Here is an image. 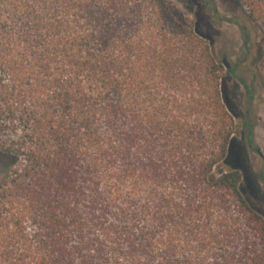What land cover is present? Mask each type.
<instances>
[{
    "label": "trees",
    "instance_id": "1",
    "mask_svg": "<svg viewBox=\"0 0 264 264\" xmlns=\"http://www.w3.org/2000/svg\"><path fill=\"white\" fill-rule=\"evenodd\" d=\"M203 1L264 91V0ZM225 56L170 0H0V264H264Z\"/></svg>",
    "mask_w": 264,
    "mask_h": 264
},
{
    "label": "rangeland",
    "instance_id": "2",
    "mask_svg": "<svg viewBox=\"0 0 264 264\" xmlns=\"http://www.w3.org/2000/svg\"><path fill=\"white\" fill-rule=\"evenodd\" d=\"M170 1L184 15L198 23L203 32L213 39L217 57L221 58L226 55L223 60H228L232 64L242 62L243 66L248 67L247 71L241 70L240 74L254 86L250 106L246 101L249 94H246L245 89L236 79H231L229 82L228 98L243 111L246 110V106L249 107V112L245 117L246 121L253 126V142L258 151L253 150L243 139L242 144L231 148L230 156L233 161L244 165L250 172V180L243 183V191L255 207L264 213V91L259 88V68L257 67L259 29L251 28L252 39L248 45L249 51H247L240 27L228 21L216 23L212 19V11L205 6L203 0ZM216 1L220 14L230 18L233 10L220 0ZM3 171L4 167L0 163V175Z\"/></svg>",
    "mask_w": 264,
    "mask_h": 264
},
{
    "label": "water",
    "instance_id": "3",
    "mask_svg": "<svg viewBox=\"0 0 264 264\" xmlns=\"http://www.w3.org/2000/svg\"><path fill=\"white\" fill-rule=\"evenodd\" d=\"M223 64H224L225 68H228V64L226 63L225 60L223 61Z\"/></svg>",
    "mask_w": 264,
    "mask_h": 264
}]
</instances>
